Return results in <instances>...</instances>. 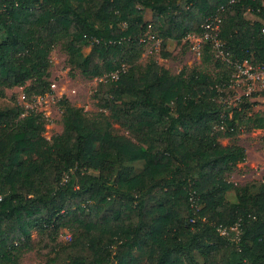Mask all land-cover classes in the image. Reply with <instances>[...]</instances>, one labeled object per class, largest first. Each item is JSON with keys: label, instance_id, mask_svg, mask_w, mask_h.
I'll return each instance as SVG.
<instances>
[{"label": "trees", "instance_id": "16d2710c", "mask_svg": "<svg viewBox=\"0 0 264 264\" xmlns=\"http://www.w3.org/2000/svg\"><path fill=\"white\" fill-rule=\"evenodd\" d=\"M219 12L227 59L264 66V0H0V98L45 75L57 41L84 74L103 75L132 62L149 26L163 41L180 40ZM228 70L172 74L155 60L120 70L100 103L132 137L63 101V129L49 140L40 113L0 106V264L30 245L31 229L44 264H264V184L225 197L233 184L223 172L245 157L219 141L236 126L216 99ZM137 160L142 169L132 174ZM75 222L79 230L57 242L58 228Z\"/></svg>", "mask_w": 264, "mask_h": 264}, {"label": "rangeland", "instance_id": "374dc122", "mask_svg": "<svg viewBox=\"0 0 264 264\" xmlns=\"http://www.w3.org/2000/svg\"><path fill=\"white\" fill-rule=\"evenodd\" d=\"M145 20L153 23L152 12L149 8L141 7ZM223 12L217 13L213 19L222 20ZM245 17L250 20L258 17L249 10ZM150 23V24H151ZM187 26L190 23H186ZM219 24V23H218ZM154 26H149L144 36L141 37L142 46L133 54L131 63L121 62L125 67L130 64L144 67L148 62L155 60L159 66L168 70L172 74H177L181 70L184 73L200 71L208 73L212 78L228 72L230 69L229 84L227 86L217 85L220 91L217 102L223 105V111L227 109V117L235 121V131L231 136H222L219 141L222 145H238L244 149L245 157L238 161L228 170L223 172L226 181L233 184V187L226 190L225 197L229 201L235 200V188L248 184H264V126L262 128L254 127L258 120H263L264 124V66L251 62L253 69L251 76L240 75V68L237 64H232L222 51L221 44H211L208 53L212 54L205 60L206 55L203 43L201 47L194 48L192 42L187 38L188 34L199 33L191 31L182 39L162 40L157 36ZM90 45H84L81 55L76 57L80 59L89 50ZM219 65H216L217 61ZM228 61L231 67L224 64ZM120 61L119 58L115 63ZM260 66L261 68L257 67ZM239 68V69H238ZM112 69L110 72H115ZM90 76L84 74L77 65V60L70 59L69 54L64 49V45L57 41L49 52V65L45 75L39 79H29L21 86L4 88V96L0 98V106L23 107L22 117L30 112H37L42 115L40 120L43 122L41 135L51 140L53 136L60 133L63 129V114L65 101L68 105L82 110L86 116L108 117L113 132L132 137V133L127 127L120 126L114 119L109 117V109L101 105L100 101L107 90L108 74ZM45 84L49 91L43 94H37L32 91L35 86ZM248 105L247 107L244 105ZM250 104V105H249ZM240 119V120H239ZM133 167L132 174L142 169V160L131 163ZM89 173L97 175V172L89 169ZM75 222L73 225L61 226L57 230V242L63 243L69 240L73 233L79 229ZM235 237L237 230L234 227L228 228ZM30 245L22 247L20 250L9 251V261L6 264H44L47 257L39 252L38 233L35 229L30 231ZM135 255L141 260L145 257L135 252ZM197 260L201 257L196 254Z\"/></svg>", "mask_w": 264, "mask_h": 264}, {"label": "built area", "instance_id": "2783aa9c", "mask_svg": "<svg viewBox=\"0 0 264 264\" xmlns=\"http://www.w3.org/2000/svg\"><path fill=\"white\" fill-rule=\"evenodd\" d=\"M220 23V19H213V17H207L205 18V20L203 22H201V30L199 31V33H192V34H188L187 38H189L192 42V45L194 48H199L201 47V45L203 43H207L210 42L215 43L220 45V40L217 38V31L219 29V24ZM239 66L240 68V75H245V76H251V72L252 69L254 68L252 63L247 61V60H243L241 63H235ZM257 67L261 68L263 67L261 65V67L258 65ZM127 67H125L124 64H121V66L119 68H117L115 70V72H110L107 76L109 79L111 80H115L118 77V73L120 70H124ZM238 68V69H239ZM235 228V227H234ZM222 233H225V230L222 229L221 230Z\"/></svg>", "mask_w": 264, "mask_h": 264}]
</instances>
